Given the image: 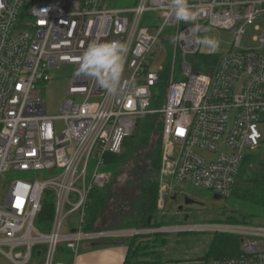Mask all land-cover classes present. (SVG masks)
<instances>
[{"label": "built area", "instance_id": "obj_1", "mask_svg": "<svg viewBox=\"0 0 264 264\" xmlns=\"http://www.w3.org/2000/svg\"><path fill=\"white\" fill-rule=\"evenodd\" d=\"M115 1L0 0V186L7 191L1 257L55 264L59 250L75 258L84 242L200 232L239 241L234 256H209L202 264H264V225L85 227L91 192L109 181L106 155L118 154L148 115L161 122V192L174 180L226 200L262 141L264 0H189L196 18L188 21L177 19L172 0L123 7ZM248 27L259 33L251 48L241 46ZM207 28L233 35L230 50L215 54L213 64L196 43ZM93 41L127 45L115 93L77 74ZM62 65L74 70L59 115L65 127L57 133L39 83L55 79ZM47 198L53 215L44 226L38 217Z\"/></svg>", "mask_w": 264, "mask_h": 264}, {"label": "rangeland", "instance_id": "obj_2", "mask_svg": "<svg viewBox=\"0 0 264 264\" xmlns=\"http://www.w3.org/2000/svg\"><path fill=\"white\" fill-rule=\"evenodd\" d=\"M111 1V0H108ZM136 0H116V6L123 7L133 5ZM153 19L154 13L150 12L146 15ZM171 30L165 31L170 34ZM259 33L255 32L252 27L247 28V34L241 42L242 47H255L258 43L253 41L254 36ZM209 36L219 40V47L212 52L209 49L200 46L202 55L213 56L215 54H224L231 48L233 35L227 30H219L207 28L202 37ZM72 66L62 65L54 70L55 79L39 83L41 89L42 100L46 105V113L56 117L55 128L57 133L62 132L65 127L64 121L59 118L63 101L67 98V92L73 75ZM246 76L241 80L243 81ZM240 86H238V89ZM239 92V90H238ZM155 101L152 106L155 107ZM154 131L150 136L145 137L143 130L145 122L142 120L140 126L136 129L132 136V142L126 147L125 155L122 156V162L116 166V173L109 177V181L104 188L106 201H104L103 209L100 211L97 220L98 226H129L140 224L144 221L153 220L155 222L165 221L166 224H201L208 222H229L230 217H236L240 220L244 217L245 223L251 225H264V216L252 215L244 205L240 204L238 199L232 194L226 200L224 198L215 199L212 191L202 190L193 187L188 183H178L176 181L169 182V186H165L166 190L161 192V173L160 162H154V151L161 149L162 135L160 132L159 119L155 120ZM262 141L259 149L253 152L254 158L247 159L242 170L236 187L241 182L249 179L250 170H255L264 162V123L259 126ZM144 139V140H143ZM249 154L248 150L245 151ZM203 156H208L207 152H202ZM161 160V153H160ZM158 164V165H157ZM258 169V168H257ZM12 177L24 178L25 175L18 172H9ZM45 175L48 174L45 172ZM157 182L158 184V200L155 207L148 212L143 203L144 186L147 182ZM7 191L0 186V205L3 204V198ZM188 197L194 203L186 205L184 198ZM50 199L47 198V202ZM182 207V209H179ZM40 229V228H39ZM41 230V229H40ZM166 240L157 242L154 236L147 238H136V241L143 240L141 248L146 249L147 256L155 259L159 256L162 260H186L196 259L201 264L200 259L208 257L213 236L209 233L185 232L172 233L164 235ZM164 239V238H163ZM156 251V252H155ZM163 252L162 258L158 252ZM235 252V251H234ZM213 256V255H210ZM215 257V256H214ZM151 259V258H149ZM200 260V261H199ZM1 264H10L4 257L0 255ZM27 264H40L38 258H33ZM184 264V263H176Z\"/></svg>", "mask_w": 264, "mask_h": 264}, {"label": "trees", "instance_id": "obj_3", "mask_svg": "<svg viewBox=\"0 0 264 264\" xmlns=\"http://www.w3.org/2000/svg\"><path fill=\"white\" fill-rule=\"evenodd\" d=\"M205 58V62L207 64H213L214 61L217 59L216 55L209 56V55H203ZM165 82V81H164ZM164 82H161L160 88L164 91ZM158 118L157 114H151L148 115L146 118L141 119L138 121L137 126L134 130V133L136 129L140 126L141 121L143 120L145 122L143 133L145 137L150 136L151 131H154L155 128V120ZM159 119V118H158ZM160 125V132H161V122L159 121ZM133 133V135H134ZM125 137L124 141L122 142L120 152L118 154H107L106 155V164H107V170L109 171L110 177L113 176L116 173V166L118 163L122 162V156L125 155L126 147L131 144L132 142V136ZM144 140V139H143ZM160 153L161 149H158L156 152L154 151V162L159 163L160 162ZM253 158L255 156H252ZM252 157H249L252 158ZM158 165V164H157ZM258 168V169H257ZM255 170H250V178L247 180H244L241 182V185L239 187H236L233 191V195L236 199L240 202V204L244 205L245 208L248 209V211L252 215H262L264 216V162L258 166ZM241 176V175H240ZM240 178V177H239ZM106 187V186H105ZM104 187V188H105ZM144 198H143V205L145 209L150 212L156 205V202L158 200V184L157 182H147L144 186ZM104 188L102 190H95L91 192L90 195V202L87 206V216L85 219V227L87 229H92L94 227L101 228L102 226H98L97 217L100 213V211L103 209L104 201H106V194L104 193ZM53 215V204L52 202H47V200L43 201L42 211L39 214L38 222L44 226H48L50 220L52 219ZM245 216H242L240 220H237L236 217H230L229 222H245L244 220ZM167 222H155L153 220H150L149 222L146 220L140 224L136 225H129V226H113L108 228H125V227H141V226H162L166 224ZM156 241H159V238L161 240H166L163 234H158L154 236ZM164 238V239H163ZM143 240L136 241V238H132V240L129 242L128 245L130 248L131 258L133 259L132 264H160L161 260L159 259V256H157L155 259H152L153 257L147 256V254H150L152 252H147L146 249L141 248L143 245ZM144 243V242H143ZM239 244L238 238L230 235H222V234H215L213 235L210 251L208 255H213L215 257H225V256H234L236 252H234ZM146 246V245H144ZM143 246V247H144ZM65 250V249H61ZM156 252V251H155ZM160 257L162 258L163 252H158ZM151 258V259H149ZM131 259V260H132Z\"/></svg>", "mask_w": 264, "mask_h": 264}, {"label": "clouds", "instance_id": "obj_4", "mask_svg": "<svg viewBox=\"0 0 264 264\" xmlns=\"http://www.w3.org/2000/svg\"><path fill=\"white\" fill-rule=\"evenodd\" d=\"M172 6L179 20L188 21L196 18L189 0H172ZM196 43L212 52L219 47V40L209 36L198 39ZM126 52V43L93 41L89 43L81 57L77 74L95 78L101 88L115 93L123 72Z\"/></svg>", "mask_w": 264, "mask_h": 264}, {"label": "crops", "instance_id": "obj_5", "mask_svg": "<svg viewBox=\"0 0 264 264\" xmlns=\"http://www.w3.org/2000/svg\"><path fill=\"white\" fill-rule=\"evenodd\" d=\"M131 240L130 238L116 239L115 237L101 243L84 242L79 254L75 258L67 250H59L55 264H132V254L128 245V241L130 242ZM204 259H200L201 264ZM180 262L184 264H198L196 259L189 258L186 260H162L160 264H176Z\"/></svg>", "mask_w": 264, "mask_h": 264}, {"label": "water", "instance_id": "obj_6", "mask_svg": "<svg viewBox=\"0 0 264 264\" xmlns=\"http://www.w3.org/2000/svg\"><path fill=\"white\" fill-rule=\"evenodd\" d=\"M214 198H215V199H220V196H219V195H214ZM184 203H185L186 205H191V204L194 203V201L191 200V199H189L188 197H185V198H184ZM179 209H182V207H179ZM149 221H150V220H148V222H149Z\"/></svg>", "mask_w": 264, "mask_h": 264}]
</instances>
